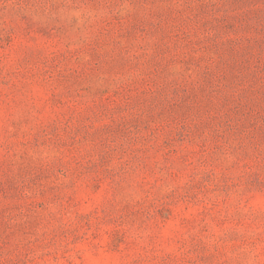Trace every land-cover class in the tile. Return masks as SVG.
Returning a JSON list of instances; mask_svg holds the SVG:
<instances>
[{"label": "rangeland", "instance_id": "374dc122", "mask_svg": "<svg viewBox=\"0 0 264 264\" xmlns=\"http://www.w3.org/2000/svg\"><path fill=\"white\" fill-rule=\"evenodd\" d=\"M0 264H264V0H0Z\"/></svg>", "mask_w": 264, "mask_h": 264}]
</instances>
